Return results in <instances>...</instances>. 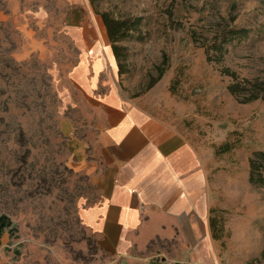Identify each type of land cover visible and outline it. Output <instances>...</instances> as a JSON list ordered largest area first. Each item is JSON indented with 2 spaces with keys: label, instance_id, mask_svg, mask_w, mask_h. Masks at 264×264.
<instances>
[{
  "label": "rangeland",
  "instance_id": "rangeland-1",
  "mask_svg": "<svg viewBox=\"0 0 264 264\" xmlns=\"http://www.w3.org/2000/svg\"><path fill=\"white\" fill-rule=\"evenodd\" d=\"M96 6L115 18H143L142 39L120 43L127 57L119 88L209 154L214 216L224 232L210 242V264H264V188L247 179L248 158L264 150V101L239 104L226 89L230 79L200 47L217 28L248 29L225 46L223 65L241 78L264 79V0H99ZM66 12L57 0H0L2 264H124L99 248L81 217L98 193L61 127L70 110L65 73L76 54ZM97 45L108 43L100 35ZM158 66L163 73L153 84Z\"/></svg>",
  "mask_w": 264,
  "mask_h": 264
},
{
  "label": "crops",
  "instance_id": "crops-1",
  "mask_svg": "<svg viewBox=\"0 0 264 264\" xmlns=\"http://www.w3.org/2000/svg\"><path fill=\"white\" fill-rule=\"evenodd\" d=\"M57 1L76 50L65 73L70 110L61 127L98 193L81 213L83 223L99 248L124 264H210V242L224 232L214 216L208 152L119 88L89 0ZM100 35L107 49H99Z\"/></svg>",
  "mask_w": 264,
  "mask_h": 264
},
{
  "label": "trees",
  "instance_id": "trees-1",
  "mask_svg": "<svg viewBox=\"0 0 264 264\" xmlns=\"http://www.w3.org/2000/svg\"><path fill=\"white\" fill-rule=\"evenodd\" d=\"M99 0H89L90 5L95 9V14L100 18L106 32L107 39L110 44L112 55L115 58L117 66V74L122 75L124 68L122 63L125 62L127 54L126 48L121 46L125 40L136 39L140 41V26L142 17H126L115 18L108 11L98 12L96 4ZM249 33L248 29L224 27L217 28L210 38H205L200 43V47L204 50V55L208 63H212L219 67V75L228 77L230 82L226 89L228 93L239 103L247 104L253 101H264V79L260 78H241L234 71L223 65V58L226 53L225 46L234 40L245 38ZM194 41H198L193 36ZM165 63V56L161 64ZM158 78L153 82L156 83L163 73V69L158 66ZM150 87H152V85ZM223 150H230V144H223ZM248 164V183L264 188V150L254 151L251 153L247 161ZM264 258V250L262 252Z\"/></svg>",
  "mask_w": 264,
  "mask_h": 264
}]
</instances>
